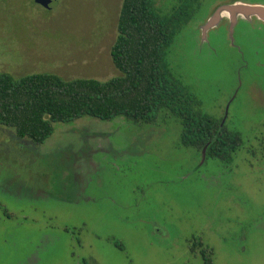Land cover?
I'll list each match as a JSON object with an SVG mask.
<instances>
[{"label": "rangeland", "instance_id": "1", "mask_svg": "<svg viewBox=\"0 0 264 264\" xmlns=\"http://www.w3.org/2000/svg\"><path fill=\"white\" fill-rule=\"evenodd\" d=\"M123 0H0V71L107 80ZM180 0H157L171 13ZM202 0L167 62L201 109L242 134L232 158L181 141L180 120L55 122L44 143L0 124V264H264V19ZM214 14V15H213ZM203 243V247L198 243Z\"/></svg>", "mask_w": 264, "mask_h": 264}, {"label": "trees", "instance_id": "2", "mask_svg": "<svg viewBox=\"0 0 264 264\" xmlns=\"http://www.w3.org/2000/svg\"><path fill=\"white\" fill-rule=\"evenodd\" d=\"M201 1L180 0L168 14L158 8L157 0H123L111 49L113 63L122 72L119 76L68 79L39 72L16 77L0 71V124L14 128L19 138L40 144L51 137L55 122L88 115L152 123L168 110L180 120L185 146L201 152L207 146L206 157L231 159L243 144L242 134L204 112L198 97L167 62L176 35L192 20ZM200 253L204 264H215L210 248L203 247Z\"/></svg>", "mask_w": 264, "mask_h": 264}, {"label": "water", "instance_id": "3", "mask_svg": "<svg viewBox=\"0 0 264 264\" xmlns=\"http://www.w3.org/2000/svg\"><path fill=\"white\" fill-rule=\"evenodd\" d=\"M39 3H41L44 6H49L50 3L53 0H37ZM243 13L246 15L250 14H256L260 18L264 19V7L262 6H257V5H241V4H231L227 6H223L220 9H218L213 15L214 18L208 23L207 27H212L214 25V22L217 20H222L225 16L231 20V23L233 24L235 21V18L237 14ZM206 151H207V146L203 149V158L205 159L206 157Z\"/></svg>", "mask_w": 264, "mask_h": 264}]
</instances>
